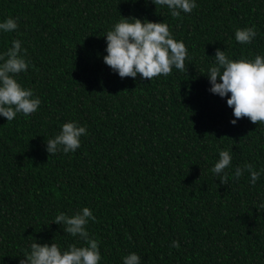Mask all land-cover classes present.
Returning <instances> with one entry per match:
<instances>
[{
  "label": "trees",
  "instance_id": "obj_1",
  "mask_svg": "<svg viewBox=\"0 0 264 264\" xmlns=\"http://www.w3.org/2000/svg\"><path fill=\"white\" fill-rule=\"evenodd\" d=\"M9 16L19 26L0 33V52L22 41L30 67L18 79L41 104L0 117V264H19L34 239L75 243L51 222L84 206L96 216L88 228L100 264L132 251L141 264H264V173L253 185L247 172L224 184L211 172L218 149L233 166L264 168V124H231L206 75L217 48L264 54V0H197L179 17L152 0H0V20ZM121 16L166 21L186 45L184 70L152 80L113 72L104 35ZM251 25L253 42L238 43L234 30ZM70 120L87 126L81 146L50 155L46 139Z\"/></svg>",
  "mask_w": 264,
  "mask_h": 264
},
{
  "label": "clouds",
  "instance_id": "obj_2",
  "mask_svg": "<svg viewBox=\"0 0 264 264\" xmlns=\"http://www.w3.org/2000/svg\"><path fill=\"white\" fill-rule=\"evenodd\" d=\"M155 5L166 7L172 17L191 13L197 7V0H152ZM19 17H5L0 20V33H10L18 29ZM257 36L255 25L238 27L234 38L240 44H251ZM106 55L103 62L121 78L141 79L167 76L173 68L183 71L185 60L190 59L184 41L177 40L166 21L153 22L144 18L124 17L116 21L104 35ZM30 67L27 49L22 41L13 39L5 51L0 52V117L8 122L17 114L28 116L35 112L41 98L32 88L26 87L19 74ZM206 75L210 84L208 91L221 98L232 108L235 125L237 120L247 117L252 123L264 124V54L254 57L233 59L225 50L217 48L214 61L207 67ZM230 94V95H229ZM87 135V126L76 120L64 122L58 133L46 139V151L52 155L75 152L81 146V137ZM232 152L218 149V159L211 172L221 184L231 175L239 179L248 173L249 183L255 185L264 168L256 169L251 163L232 165ZM233 170L228 171L229 168ZM264 208V194H261L256 209ZM93 211L84 206L72 214L59 211L51 223L63 226V232L76 239L75 243L62 247L54 241L39 243L33 240L24 250L19 264H100L102 254L99 241L89 234V223L94 222ZM83 241V243H80ZM173 239L170 248H179ZM141 256L129 252L121 257L122 264H141Z\"/></svg>",
  "mask_w": 264,
  "mask_h": 264
}]
</instances>
